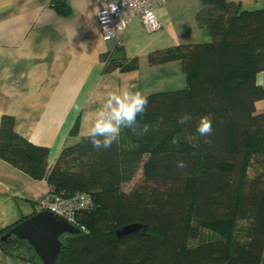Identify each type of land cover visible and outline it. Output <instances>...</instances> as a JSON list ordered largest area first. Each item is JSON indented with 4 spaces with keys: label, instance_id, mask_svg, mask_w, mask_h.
<instances>
[{
    "label": "trees",
    "instance_id": "16d2710c",
    "mask_svg": "<svg viewBox=\"0 0 264 264\" xmlns=\"http://www.w3.org/2000/svg\"><path fill=\"white\" fill-rule=\"evenodd\" d=\"M200 1L195 20L210 40L147 54L149 65L179 61L186 87L145 95V113L111 147L96 149L81 136L48 167L47 149L1 116L0 160L44 179L56 195L92 198L75 215L80 233L61 237L60 264H264V111H255L264 98L256 82L264 71V7ZM53 7L69 13L61 1ZM113 68L136 69L137 59L106 60L104 69ZM185 113L190 119L178 123ZM205 115L213 130L202 137L196 128ZM130 224L140 228L117 236Z\"/></svg>",
    "mask_w": 264,
    "mask_h": 264
},
{
    "label": "crops",
    "instance_id": "0c3cea01",
    "mask_svg": "<svg viewBox=\"0 0 264 264\" xmlns=\"http://www.w3.org/2000/svg\"><path fill=\"white\" fill-rule=\"evenodd\" d=\"M56 1L68 7V15L53 7ZM227 1L244 10L264 7V0ZM101 6L99 0H0V119L11 116L17 134L45 147L48 167L65 145L87 135L109 95L186 87L179 61L149 65V52L210 40L195 20L200 0H165L155 9L160 28L148 32L132 18L117 48L101 39L96 20ZM122 58H136L137 68L104 69L106 60ZM256 82L264 91V71ZM255 111H264V98L256 101ZM48 192L44 179L0 160V230L39 212L37 202ZM2 240L0 236V264H41L14 257Z\"/></svg>",
    "mask_w": 264,
    "mask_h": 264
},
{
    "label": "built area",
    "instance_id": "2783aa9c",
    "mask_svg": "<svg viewBox=\"0 0 264 264\" xmlns=\"http://www.w3.org/2000/svg\"><path fill=\"white\" fill-rule=\"evenodd\" d=\"M102 6L98 9L96 20L103 41H113L115 47H120L121 35L132 18H137L148 32L157 31L160 23L155 9L164 4L165 0H99ZM115 5L113 11L111 5ZM92 205L88 193L75 192L69 196L56 195L48 192L37 202L39 211H48L64 217L77 227L75 215L87 210Z\"/></svg>",
    "mask_w": 264,
    "mask_h": 264
},
{
    "label": "clouds",
    "instance_id": "9594fccd",
    "mask_svg": "<svg viewBox=\"0 0 264 264\" xmlns=\"http://www.w3.org/2000/svg\"><path fill=\"white\" fill-rule=\"evenodd\" d=\"M115 11V5H111ZM131 88H135L132 85ZM148 106V98L140 91H124L121 95H109L104 108L100 110L91 123L87 138L91 145L96 148H109L115 142L121 132L122 127L133 128L136 125L137 117L144 114ZM190 119L185 113L178 123H184ZM150 125L145 123L141 128V135L148 133ZM212 120L208 115L201 116L196 131L202 137H207L212 133ZM102 137L103 140L98 139ZM206 143L208 141H205ZM180 167L184 165L179 164ZM87 233V229H84Z\"/></svg>",
    "mask_w": 264,
    "mask_h": 264
},
{
    "label": "water",
    "instance_id": "95a60500",
    "mask_svg": "<svg viewBox=\"0 0 264 264\" xmlns=\"http://www.w3.org/2000/svg\"><path fill=\"white\" fill-rule=\"evenodd\" d=\"M140 228L130 224L117 230V236ZM80 230L64 217L48 211H39L13 226L2 239L13 236L25 241L41 264H55L61 253V237L77 235Z\"/></svg>",
    "mask_w": 264,
    "mask_h": 264
},
{
    "label": "rangeland",
    "instance_id": "374dc122",
    "mask_svg": "<svg viewBox=\"0 0 264 264\" xmlns=\"http://www.w3.org/2000/svg\"><path fill=\"white\" fill-rule=\"evenodd\" d=\"M63 237V236H62ZM6 250L10 253L23 255L24 257H33L34 253L33 250H31L26 243H13V244H6L5 245ZM55 264H60L59 261H56Z\"/></svg>",
    "mask_w": 264,
    "mask_h": 264
}]
</instances>
